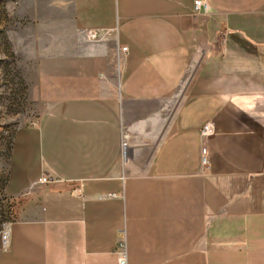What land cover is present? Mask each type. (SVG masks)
Instances as JSON below:
<instances>
[{"label": "crops", "instance_id": "crops-1", "mask_svg": "<svg viewBox=\"0 0 264 264\" xmlns=\"http://www.w3.org/2000/svg\"><path fill=\"white\" fill-rule=\"evenodd\" d=\"M194 1H32L70 57L54 81L82 91L37 132L57 183L15 162L0 264H120V241L127 264H264V0Z\"/></svg>", "mask_w": 264, "mask_h": 264}, {"label": "rangeland", "instance_id": "rangeland-1", "mask_svg": "<svg viewBox=\"0 0 264 264\" xmlns=\"http://www.w3.org/2000/svg\"><path fill=\"white\" fill-rule=\"evenodd\" d=\"M32 1L0 0V231L14 213L15 199L6 187L20 158H26L41 178L49 179L47 186L57 183L39 163L37 132L56 102L81 96L82 91L54 81L50 70L62 68L63 60L70 57L61 55V41L53 39L60 34L51 33L43 20L34 21L29 10ZM86 40L93 45L100 42ZM74 83L79 82L69 84Z\"/></svg>", "mask_w": 264, "mask_h": 264}, {"label": "built area", "instance_id": "built-area-1", "mask_svg": "<svg viewBox=\"0 0 264 264\" xmlns=\"http://www.w3.org/2000/svg\"><path fill=\"white\" fill-rule=\"evenodd\" d=\"M210 11V6L208 2L205 0H195L194 1V14L201 15V14H208ZM111 31L103 32L100 30H87L86 31V38L88 41H100L103 39L106 35H108ZM121 52H126L128 50L127 46H123L121 49ZM201 143H202V151H201V164L203 169H208L209 167V157H208V140L212 135L214 134L215 128L213 126V123L205 124L201 128ZM122 160L125 162L128 161L130 158V152H131V146H129L128 141V135L125 133L123 142H122ZM50 183L48 178H40L38 180V184L40 185H48ZM11 220L13 219L14 215L11 214ZM10 220V221H11ZM12 222V221H11ZM10 222V223H11ZM9 231L6 228V225L4 226V229L0 232V247L5 249L8 247L9 243ZM115 252L118 255V261L120 264H127V254H126V248L124 247V244L120 241L119 244L116 246Z\"/></svg>", "mask_w": 264, "mask_h": 264}]
</instances>
